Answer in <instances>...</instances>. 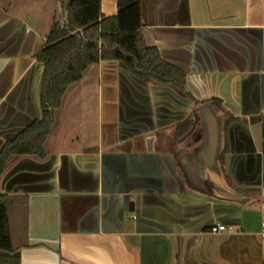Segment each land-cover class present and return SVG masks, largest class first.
Masks as SVG:
<instances>
[{"label": "crops", "instance_id": "0c3cea01", "mask_svg": "<svg viewBox=\"0 0 264 264\" xmlns=\"http://www.w3.org/2000/svg\"><path fill=\"white\" fill-rule=\"evenodd\" d=\"M43 1L47 13L0 0V152L41 117L37 55L59 12ZM140 11L144 46L185 73L183 90L116 60L88 66L54 110L44 157L6 161L0 264H262L264 0Z\"/></svg>", "mask_w": 264, "mask_h": 264}, {"label": "trees", "instance_id": "16d2710c", "mask_svg": "<svg viewBox=\"0 0 264 264\" xmlns=\"http://www.w3.org/2000/svg\"><path fill=\"white\" fill-rule=\"evenodd\" d=\"M57 2L58 17L54 18L44 46L37 55V61L43 66L41 117L4 146L0 152V176L10 155L44 157L43 143L50 131L54 110L60 106L66 88L80 80L88 66L100 60L119 61L140 80L171 84L179 90L184 88L185 73L164 62L155 48L143 44L141 0H117V13L108 17L100 13V0ZM63 14H66V21L61 23L59 18ZM189 123L187 119L183 125L188 128ZM0 249H10L6 201L1 196Z\"/></svg>", "mask_w": 264, "mask_h": 264}, {"label": "rangeland", "instance_id": "374dc122", "mask_svg": "<svg viewBox=\"0 0 264 264\" xmlns=\"http://www.w3.org/2000/svg\"><path fill=\"white\" fill-rule=\"evenodd\" d=\"M44 3H42V0H19V3L20 4H26L27 5H31L32 7L35 5L36 7V12L37 13H47L49 11V8H48V4L46 5L45 1H43ZM85 87V84L81 87V88H84Z\"/></svg>", "mask_w": 264, "mask_h": 264}, {"label": "built area", "instance_id": "2783aa9c", "mask_svg": "<svg viewBox=\"0 0 264 264\" xmlns=\"http://www.w3.org/2000/svg\"><path fill=\"white\" fill-rule=\"evenodd\" d=\"M260 227L262 234H264V220L261 221ZM227 229L228 227H226L224 224H215L210 226L209 231L211 233H219V232H224Z\"/></svg>", "mask_w": 264, "mask_h": 264}, {"label": "flooded vegetation", "instance_id": "af4514ba", "mask_svg": "<svg viewBox=\"0 0 264 264\" xmlns=\"http://www.w3.org/2000/svg\"><path fill=\"white\" fill-rule=\"evenodd\" d=\"M187 119H188V120H189V122H190L191 118H189V117H186L185 119H183V120H182L181 122H179V123H180V124H183V123H185V121H186Z\"/></svg>", "mask_w": 264, "mask_h": 264}]
</instances>
